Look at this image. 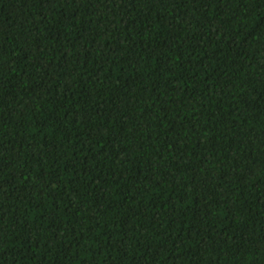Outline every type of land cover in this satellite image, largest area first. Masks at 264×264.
Listing matches in <instances>:
<instances>
[{"label": "trees", "instance_id": "16d2710c", "mask_svg": "<svg viewBox=\"0 0 264 264\" xmlns=\"http://www.w3.org/2000/svg\"><path fill=\"white\" fill-rule=\"evenodd\" d=\"M0 264H264V0H0Z\"/></svg>", "mask_w": 264, "mask_h": 264}]
</instances>
